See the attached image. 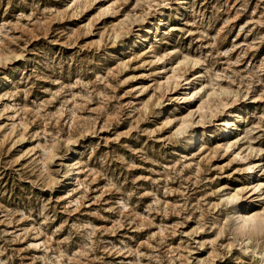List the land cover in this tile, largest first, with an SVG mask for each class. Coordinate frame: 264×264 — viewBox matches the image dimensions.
Returning a JSON list of instances; mask_svg holds the SVG:
<instances>
[{
  "label": "rangeland",
  "instance_id": "374dc122",
  "mask_svg": "<svg viewBox=\"0 0 264 264\" xmlns=\"http://www.w3.org/2000/svg\"><path fill=\"white\" fill-rule=\"evenodd\" d=\"M248 215L264 0H0V264H264Z\"/></svg>",
  "mask_w": 264,
  "mask_h": 264
},
{
  "label": "bare ground",
  "instance_id": "6f19581e",
  "mask_svg": "<svg viewBox=\"0 0 264 264\" xmlns=\"http://www.w3.org/2000/svg\"><path fill=\"white\" fill-rule=\"evenodd\" d=\"M181 125H183V124L181 123ZM235 198H236L235 195H232L229 197V199H231V200H233ZM263 219H264V217H260V216H249V215L244 216L240 220V224L238 226V229L239 230H241V229H257V228L261 227V225L263 223Z\"/></svg>",
  "mask_w": 264,
  "mask_h": 264
}]
</instances>
